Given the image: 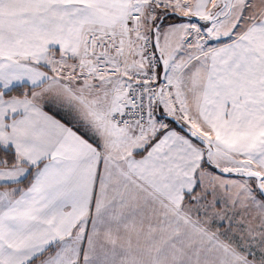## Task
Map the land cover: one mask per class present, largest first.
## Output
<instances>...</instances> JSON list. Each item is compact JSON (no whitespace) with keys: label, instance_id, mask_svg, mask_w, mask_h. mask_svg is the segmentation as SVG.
Returning <instances> with one entry per match:
<instances>
[{"label":"snow or ice","instance_id":"snow-or-ice-1","mask_svg":"<svg viewBox=\"0 0 264 264\" xmlns=\"http://www.w3.org/2000/svg\"><path fill=\"white\" fill-rule=\"evenodd\" d=\"M0 264H264V0H0Z\"/></svg>","mask_w":264,"mask_h":264}]
</instances>
